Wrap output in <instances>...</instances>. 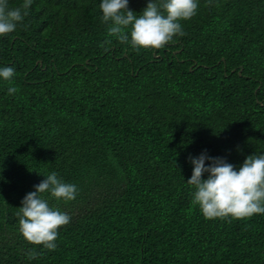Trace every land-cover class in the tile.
Wrapping results in <instances>:
<instances>
[{
	"label": "trees",
	"instance_id": "obj_1",
	"mask_svg": "<svg viewBox=\"0 0 264 264\" xmlns=\"http://www.w3.org/2000/svg\"><path fill=\"white\" fill-rule=\"evenodd\" d=\"M100 4L32 0L0 37L15 69L0 78V264H264V214L206 219L187 183L190 157L238 170L264 155V0H198L185 35L139 50L130 28L127 44L108 35ZM53 172L78 195L42 194L71 217L49 251L18 213Z\"/></svg>",
	"mask_w": 264,
	"mask_h": 264
},
{
	"label": "clouds",
	"instance_id": "obj_2",
	"mask_svg": "<svg viewBox=\"0 0 264 264\" xmlns=\"http://www.w3.org/2000/svg\"><path fill=\"white\" fill-rule=\"evenodd\" d=\"M32 0H23L20 7L9 8L8 0H0V37L13 33L18 24L28 16ZM129 0H101L102 22L108 24V35L119 42L130 43L133 49H160L175 36H183L180 21L193 18L198 9V0H149L142 14L136 15L128 7ZM105 43H110L106 41ZM15 76L13 67L0 68V78L11 81ZM9 87L8 94L16 93ZM210 161L205 166V161ZM193 172L187 183L194 187L193 205H198L206 219H245L254 214H264V155H250L242 166L236 167L222 158H211L206 153L191 158ZM207 173V179H202ZM50 193L57 200L73 201L78 195L76 185L66 183L53 172L46 176L35 191L22 200L18 216L19 230L31 245H42L55 251L59 229L66 226L71 217L49 206L42 194ZM36 259L35 250L26 253Z\"/></svg>",
	"mask_w": 264,
	"mask_h": 264
},
{
	"label": "water",
	"instance_id": "obj_3",
	"mask_svg": "<svg viewBox=\"0 0 264 264\" xmlns=\"http://www.w3.org/2000/svg\"><path fill=\"white\" fill-rule=\"evenodd\" d=\"M191 71V70H190Z\"/></svg>",
	"mask_w": 264,
	"mask_h": 264
}]
</instances>
